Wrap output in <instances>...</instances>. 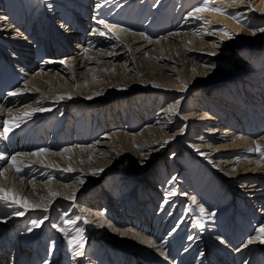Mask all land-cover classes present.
Masks as SVG:
<instances>
[{
	"label": "bare ground",
	"instance_id": "bare-ground-1",
	"mask_svg": "<svg viewBox=\"0 0 264 264\" xmlns=\"http://www.w3.org/2000/svg\"><path fill=\"white\" fill-rule=\"evenodd\" d=\"M139 1L0 0V264H264V0Z\"/></svg>",
	"mask_w": 264,
	"mask_h": 264
},
{
	"label": "snow or ice",
	"instance_id": "snow-or-ice-1",
	"mask_svg": "<svg viewBox=\"0 0 264 264\" xmlns=\"http://www.w3.org/2000/svg\"><path fill=\"white\" fill-rule=\"evenodd\" d=\"M102 2L103 3H106V2H108V0H102ZM209 3H210V0H200V6L195 7L193 9V11L189 13V15L195 16V13L200 12L202 10V8L205 9V10H211V11H218V12H222L223 11L221 9H213V8H210L209 7ZM195 18L196 19H202V17H199V16H195ZM233 18H237L238 19V17H236V16H234ZM96 22L98 24L104 25L107 28V25L105 24L104 20L100 19V20H97ZM260 31L264 32V27H261L260 28ZM93 34H95V31L93 32ZM225 34H228V33L225 32ZM100 35L103 36V35H106V34L104 32H100ZM212 55H214V53H212ZM60 63L65 64L66 61H60ZM212 66L214 67L215 65H212ZM8 95L15 96V95H17V92H10V93H8ZM67 98L68 99H71L70 96L67 97ZM61 99H63V97H61ZM176 103H179V100H177ZM40 110L47 111L48 109H40ZM174 110H175V105L170 106L169 109H168L169 112H172ZM28 115H31V113H29ZM18 126H19V121L18 120H14V121H11V122L4 121V124H3V132L0 133V135H3V136L6 137L8 135V133L11 131L12 128L18 127ZM45 151H47V149H41L40 150L41 153L42 152H45ZM65 151H67V150H65ZM251 151H259L261 153V155L264 156V151H262L260 149V147H259L258 144H257V147L255 149H251ZM38 154L39 153H33V155H38ZM10 159L13 161V166L16 168L17 173L21 172L22 171L21 167L19 165H16L14 163L16 161V157L15 156H12ZM69 170H71V169H69ZM232 170L234 171L235 169H232ZM93 174L95 175L96 173H93ZM192 200L195 203L196 198L193 196L192 197ZM0 202H2L6 207L13 208L14 211H13L12 214L13 215H16V216H23V215H25V212L24 211H20L19 209L23 208V209L26 210L27 207H28V204H27L26 201L24 203H19L17 201V199H15L14 197H12L8 193H6L3 189H0ZM32 207H37V206H32ZM45 211H47V208H45ZM204 211H205V209L203 207H201L200 208V212L201 213H204ZM212 215H215V214L212 213ZM45 219H47L46 216L43 217L39 221L33 220L32 221V224H33L34 227H39L40 224H42ZM80 219H81L80 217H75V218H71L70 217L68 220L65 221V223H67L69 225H73V224H76L77 221H79ZM52 226L53 227H57V225H55V224L52 225ZM201 226H203V225H201ZM77 231L78 232H82L83 230L77 228ZM254 232L257 234L255 238H258L259 241H260V243L261 244H264V225H261L259 228L254 229ZM253 241H254V238L253 237L248 238L247 241L244 243V247H247L248 245L252 244ZM221 242L224 243L225 241L222 240ZM237 250H239V249H237ZM74 255H76V256H82L83 255V252L78 250V251H76L74 253ZM44 264H51L50 260L47 257L45 258Z\"/></svg>",
	"mask_w": 264,
	"mask_h": 264
},
{
	"label": "rangeland",
	"instance_id": "rangeland-1",
	"mask_svg": "<svg viewBox=\"0 0 264 264\" xmlns=\"http://www.w3.org/2000/svg\"><path fill=\"white\" fill-rule=\"evenodd\" d=\"M140 2L141 1H139L138 2V0H135V2H134V4L136 3V4H139L140 5ZM143 24H145V23H143ZM142 24V25H143ZM262 46H260L258 49H260ZM233 55H234V53H233ZM182 55H180V56H178V58L179 57H181ZM211 85H204V88L205 87H210ZM200 89V88H199ZM198 89V90H199ZM218 89L219 88H216L215 90H213V87H211L209 90H207V91H203V92H208L207 94H210V92L214 95V96H216V97H219V96H222V93H218L217 91H218ZM178 97H180V96H178ZM226 99H228L227 97H226ZM70 108V107H69ZM116 110H117V112H120V111H124L125 112V110L124 109H122V108H120V107H118V106H116V104H115V102H112L111 101V105H104L103 107H101L100 109H99V113L101 112V111H103L104 113H105V115H106V117L110 114V113H114L115 114V112H116ZM92 110H91V108H86V110H85V112H84V115L83 116H81V118L83 119V121H86V119L87 118H90L91 119V121H93V118H94V113L93 112H91ZM61 113H62V110L61 109H59L57 112H55V113H53V114H51V115H49V119H48V121L44 124V127H49V129H52V128H54V124H55V122H56V120L58 119V120H60L61 119ZM66 114H65V117H66V123H65V126L66 125H68L69 126V130H70V132H71V137L74 135V132L72 131V129H74V121H73V118L72 117H68L69 116V114H71V110L70 109H68L66 112H65ZM128 113H125L124 114V116H123V118H122V120H124V118H125V115H127ZM75 116V115H74ZM105 117V118H106ZM56 119V120H55ZM83 121H81V124H82V122ZM53 125V126H52ZM63 125H64V123H63ZM16 132H18V131H16ZM21 132V130L18 132V133H20ZM48 133V132H47ZM49 133H51V132H49ZM63 135V133H61V136ZM11 144V143H10ZM169 154H171V153H169ZM167 157V158H166ZM164 159V161H165V165H170V158L168 157V156H166ZM161 160V159H160ZM163 160V159H162ZM158 161L159 160H156L155 161V165L156 164H158ZM142 177H146V174L144 173V174H142L141 175ZM64 202L62 203V204H60L59 206H58V208L57 209H55V207L53 208V210H51V213L54 215V214H57V216L59 217V219H64L65 218V215H63L65 212H64V210H63V207H62V205L63 204H69L70 202L69 201H65V200H63ZM50 209V208H49ZM157 210H158V208H157ZM31 215V214H30ZM30 215H28V216H26V217H24L23 219H21V220H19L18 221V223L14 220V226L16 227V228H18L19 226H23V225H25V226H27V225H31V226H33V224H32V221H33V219H35L36 221H39V216L37 215L36 217H29ZM31 218V219H30ZM81 223H83V222H81ZM79 229L81 228V227H78ZM4 234V236L2 235L1 236V238H3V240L0 242V248H1V246H2V244H3V246L6 244V235L7 234H5V232L3 233ZM78 238H79V241H83V240H85V238L87 237V233H84V232H79V234H78V236H77ZM6 248H8V246L6 247ZM8 251H7V259L9 260V264H10V259L12 258V255H13V249H12V247H11V249H7ZM128 255H126V257H127ZM140 264V263H139Z\"/></svg>",
	"mask_w": 264,
	"mask_h": 264
}]
</instances>
